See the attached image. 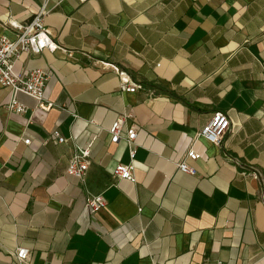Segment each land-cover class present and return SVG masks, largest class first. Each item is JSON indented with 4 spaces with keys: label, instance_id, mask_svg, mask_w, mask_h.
<instances>
[{
    "label": "crops",
    "instance_id": "crops-1",
    "mask_svg": "<svg viewBox=\"0 0 264 264\" xmlns=\"http://www.w3.org/2000/svg\"><path fill=\"white\" fill-rule=\"evenodd\" d=\"M44 0H0V35ZM44 24L60 47L23 53L15 71L50 72L55 105L10 112L0 87V264H264V0H48ZM125 70L141 88L121 91ZM137 148L111 142L125 112ZM229 130L216 145L195 134L216 112ZM57 128L70 138L58 143ZM96 134L83 180L66 174L74 145ZM29 138V143L24 142ZM186 158L196 174L176 163ZM133 165L135 181L114 179ZM88 193L106 206L91 213Z\"/></svg>",
    "mask_w": 264,
    "mask_h": 264
},
{
    "label": "built area",
    "instance_id": "built-area-1",
    "mask_svg": "<svg viewBox=\"0 0 264 264\" xmlns=\"http://www.w3.org/2000/svg\"><path fill=\"white\" fill-rule=\"evenodd\" d=\"M27 21L17 22L9 19L4 23V27L12 28L15 31L13 37L5 34L0 35V87L8 88L10 97L6 108L13 113L22 114L27 106L18 98L19 94L30 96L36 101V107L43 110H50L55 104L47 100L44 96L46 82L50 77V72L43 68H32L27 73H18L15 71V62L21 54H36L44 49L54 51L60 46L54 42L48 29L44 24V17L48 10L46 3ZM81 2L86 0H79ZM105 67H110L119 78V87L121 91L134 92L141 88L140 84L132 81L130 75L118 66L103 63ZM230 123L228 116L221 111L214 112L207 122L195 134V139H205L208 142L218 145L224 134L229 130ZM111 142L123 140L126 142L129 156L134 158L137 148V126L133 120L132 112L128 111L117 117L107 128ZM51 137L58 143H66L70 138L61 134L59 129L54 128L51 131ZM97 138L96 134L82 145H74L73 151L69 157L66 167V174L79 180H83L86 171L90 165L91 152L93 144ZM25 143H29V138H24ZM200 153L193 147L189 148L185 158L178 161L176 166L179 171L187 174H196V169L186 162V158L197 160ZM242 175L249 176L264 182V178L255 168L249 171H242ZM114 179H127L135 181L133 165L118 163L112 171ZM85 205L91 213H96L106 206V200L101 193H88L85 197ZM13 256L18 264H30L29 249L18 247L13 252Z\"/></svg>",
    "mask_w": 264,
    "mask_h": 264
}]
</instances>
